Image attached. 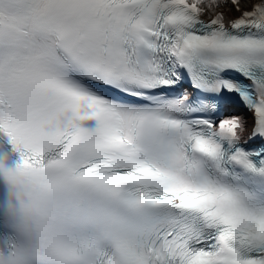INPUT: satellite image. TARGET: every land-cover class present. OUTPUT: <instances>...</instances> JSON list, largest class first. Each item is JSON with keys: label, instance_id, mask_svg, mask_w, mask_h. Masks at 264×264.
Instances as JSON below:
<instances>
[{"label": "snow or ice", "instance_id": "obj_1", "mask_svg": "<svg viewBox=\"0 0 264 264\" xmlns=\"http://www.w3.org/2000/svg\"><path fill=\"white\" fill-rule=\"evenodd\" d=\"M0 264H264V0H0Z\"/></svg>", "mask_w": 264, "mask_h": 264}]
</instances>
